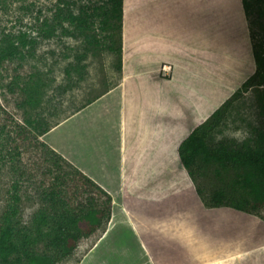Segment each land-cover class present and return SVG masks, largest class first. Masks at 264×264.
Instances as JSON below:
<instances>
[{
  "label": "crops",
  "instance_id": "0c3cea01",
  "mask_svg": "<svg viewBox=\"0 0 264 264\" xmlns=\"http://www.w3.org/2000/svg\"><path fill=\"white\" fill-rule=\"evenodd\" d=\"M224 1L228 22L232 6L240 9L239 16L234 13L243 18L241 45L232 29L223 35L228 41L216 34L222 32L217 25L223 19L216 17L215 0H122L118 81L39 137L109 195L110 217L96 246L108 240L110 231L118 242L119 231L129 233V245L111 247L132 245L131 264H264V218L204 206L177 153L188 134L230 96L233 84L254 71L241 0ZM220 40L231 47L222 50ZM218 44L223 53L216 50ZM241 57L251 67L231 80V69H241L236 63ZM126 111L134 114L130 123L124 121ZM126 124H131L128 133ZM241 230L246 240L239 243ZM224 240H230L224 242L227 248ZM169 247L176 257H168L172 250L161 252Z\"/></svg>",
  "mask_w": 264,
  "mask_h": 264
},
{
  "label": "rangeland",
  "instance_id": "374dc122",
  "mask_svg": "<svg viewBox=\"0 0 264 264\" xmlns=\"http://www.w3.org/2000/svg\"><path fill=\"white\" fill-rule=\"evenodd\" d=\"M224 2L215 0L216 17L223 19L217 26L226 36L228 24L233 25L228 29L233 27L236 31L232 29V34L235 31L234 36L238 35L242 39L239 41L244 42L243 18L241 15L239 20L237 18L240 9L236 12L232 6V19L228 22ZM66 4L75 14L82 10L89 14L92 24L85 35L65 22L59 24L54 20L57 9L66 7ZM111 6L109 0H0V45L10 41L18 47V52L0 66V216L7 205H11L14 193L20 196L18 218L22 223L28 224L42 210L43 189L50 186L55 173L59 174L56 166L61 167V173L67 169L38 146L34 136L78 111L118 81L121 31L114 20H107L106 13ZM254 20L253 17L246 20L248 39L250 30L252 43L264 55V30ZM236 23L237 27L234 26ZM49 27L55 28L50 36L44 32ZM19 35H25L24 47L19 43ZM242 58L240 62L237 60L241 67L245 66ZM237 69L239 67L231 69V79L244 73L241 71L245 69ZM236 85L233 84V92L227 98L232 100L223 119L210 134L211 145L225 142L239 147L253 140L255 128L261 120L258 97L264 88L254 86L244 90L242 83ZM237 90L239 94L233 95ZM15 123L25 128L26 140L17 136ZM47 169L54 174H48ZM238 173L216 164L201 165L195 172L193 183L203 204L220 189L227 193L233 190L239 197L242 191L238 186L233 188ZM252 215L264 218V206ZM102 229L80 240L70 255L58 264H117L118 261L119 264H131L129 257L136 251L132 245L128 248L111 247L119 243L129 245V233L119 231L118 242V237L114 238L110 231L108 240L96 246ZM125 234L127 237L124 238ZM114 251L118 260L112 255ZM167 251L171 250L161 252L167 254ZM167 255L174 256L175 252Z\"/></svg>",
  "mask_w": 264,
  "mask_h": 264
},
{
  "label": "trees",
  "instance_id": "16d2710c",
  "mask_svg": "<svg viewBox=\"0 0 264 264\" xmlns=\"http://www.w3.org/2000/svg\"><path fill=\"white\" fill-rule=\"evenodd\" d=\"M109 1L112 6L106 13L107 20H114L121 31L122 0ZM241 4L246 20L253 17L259 28L264 30V0H241ZM54 17L59 24L65 22L83 35L92 24L87 11L75 14L67 4L66 7L57 9ZM54 30V27H49L44 32L50 36ZM249 39L255 69L242 83L241 88L244 90L254 86L264 88V55L252 43L250 30ZM18 40L24 47L25 35H19ZM17 48L10 41L0 45V66L18 52ZM118 55L120 72L121 45ZM235 94H239V90L233 93ZM231 100H225L207 120L195 127L179 144L177 153L192 181L201 165L216 164L225 170L238 171L233 188L238 186L242 191L241 195L237 197L233 190L231 193L223 189L216 190L207 203L204 201V205L208 208L227 207L253 214L264 206V89L258 97L261 120L255 128L253 140L239 147L225 142L211 145L210 134L223 119ZM49 127L38 131L34 140L57 163H63L67 170L61 173V167L56 166L59 174L55 173L50 186L43 189L44 207L28 224L22 223L18 218L20 196L16 193L12 195L11 205H7L0 216V264H58L70 255L80 240L99 231L110 217L109 195L40 141L39 137ZM14 128L18 137L23 141L27 139L24 138L23 126L15 123ZM51 172V169H47L48 174H54ZM196 192L198 193L197 190ZM38 246L41 249H37Z\"/></svg>",
  "mask_w": 264,
  "mask_h": 264
},
{
  "label": "bare ground",
  "instance_id": "6f19581e",
  "mask_svg": "<svg viewBox=\"0 0 264 264\" xmlns=\"http://www.w3.org/2000/svg\"><path fill=\"white\" fill-rule=\"evenodd\" d=\"M225 9H226V8H225ZM180 14H182V13H180ZM181 16H182V15H181ZM182 20H184V18H182ZM219 21H223V20H220V19H219ZM182 23H184V22H182ZM237 25H238V24H237ZM223 26H224V25H223ZM230 26H233V25H229V24H228L227 30H228V28H229ZM234 26L237 27L236 24H234ZM224 27H226V26H224ZM222 28H223V27H222ZM231 29H234V28L232 27ZM234 30H235V29H234ZM223 31H225V29H223ZM235 31H236V30H235ZM235 31H234V34L236 33ZM240 31H241V30H239V32H240ZM225 32H226V31H225ZM216 34H217V33H216ZM236 34H237V33H236ZM220 35L223 36V35H224L223 32H221ZM230 35H231V34H230ZM226 36H227V35H226ZM228 36H229V34H228ZM231 36H232V35H231ZM223 37H224V36H223ZM221 38H222V37H221ZM228 38H230V37H228ZM231 38H232V37H231ZM231 38H230V39H231ZM222 39H225V37L222 38ZM230 39H229V40H230ZM183 40H184V39H183ZM225 40H227V39H225ZM225 40H224V41H225ZM231 40H232V39H231ZM239 40L242 41V39H240V38H239ZM239 40H236V42L239 41ZM181 41H182V40H181ZM220 41H221V42H219V43H222V42L224 43V44H221V46H222V45L224 46L223 49H222V50H224L225 47H226V46H225V42H226V41H225V42L222 41V40H220ZM227 41H228V40H227ZM231 43L233 44V42H231ZM243 43H244V42H243ZM241 44H242V42H240V45H241ZM240 45H239V47H240ZM219 46H220V44H218V48H219ZM221 46H220V48H221ZM228 46H229V48L231 47V45H228ZM228 46H227V47H228ZM234 46H235V45H234ZM227 47H226V48H227ZM218 48H216V50L219 51L220 48H219V49H218ZM240 48H241V47H240ZM240 48H239V49H240ZM242 48H243V46H242ZM220 51H221V50H220ZM228 51H229V52L232 51L231 54H233V50H232V49H231V51H230V49H227V52H228ZM243 51H244V50H243ZM221 53H223V52L221 51ZM236 53H238V50H237ZM225 54H226V53H225ZM231 54H230V55H231ZM234 54H235V53H234ZM218 55H220V54H218ZM226 55H227V54H226ZM221 56H222V55H221ZM218 58H219V56H218ZM221 58H223L222 60L226 59L225 56H224V57H221ZM221 58H219V59H221ZM235 58H237V57H235ZM228 59H230V58H227V60H228ZM239 60H241V59L239 58ZM218 61H219V60H217V62H218ZM229 61H232V59H231V60H228V62H229ZM242 61H243V60H242ZM220 62H221V61H220ZM220 62H219V63H220ZM223 62H224V61H223ZM223 62H222V63H223ZM225 62H226V61H225ZM225 62H224V63H225ZM245 62H246V60H245ZM224 63H223V64H224ZM236 63H237V61H236ZM250 63H251V62H250ZM232 64L235 65L234 63H232ZM240 64H241V63H240ZM242 64H243V63H242ZM242 64H241V65H242ZM225 65H228V66L230 65V66L233 67V65H231V64H226V63H225ZM237 65H239V64H237ZM244 65H245V66H243V67H246V69H249V68L251 67V66L249 65L250 67L248 68V65H247V64H244ZM246 65H247V66H246ZM230 66H229V67H230ZM243 67H241V68H242V69H245V68H243ZM236 68H238V67H236ZM232 69H233V68H232ZM234 69H235V68H234ZM246 69H245V70H246ZM228 70H229V69H228ZM238 70L241 71L240 69H237V71H238ZM245 70H242L241 72H244V73L246 72V73H247V71H245ZM250 70H251V69H250ZM242 75H243V74H242ZM227 78L229 79V77H227ZM231 80H232V79H231ZM234 82H237V81H234ZM136 91H137V89H136ZM134 94H135V92H134ZM132 104H133V103H132ZM130 105H131V103H130ZM134 105H135V104H134ZM132 109H133V108H132ZM134 109H135V111L133 110V111H134L133 113L135 114V113H136V108L134 107ZM137 110H138V108H137ZM129 111H131V110H129ZM126 112H127V113H126ZM126 112H125V114H123V115H124L123 117L125 118L124 121H125V123H128V122L130 123V121H129V116H130V119H131V118L134 116V114L131 113V115H133V116L131 117L130 112H129V113H128V111H126ZM126 114H128V118L125 117ZM137 114L139 115V113H137ZM139 116H140V115H139ZM142 118H143V116H142ZM142 118H141V121H142ZM143 121H144V120H143ZM197 122H198V121H197ZM194 124H195V123H194ZM128 126L130 127L131 124H128V125L126 124V125H124L125 128H126V127L128 128ZM125 128H124L123 130L127 131V133H128V131H130L129 128H128V130H126ZM189 128H190V127H189ZM189 128H188V129H189ZM189 130H190V129H189ZM125 131H124V132H125ZM125 133H126V132H125ZM118 142H119V141H118ZM223 210H224V209H223ZM226 211H227V210H226ZM226 211H225V212H226ZM227 212H228V211H227ZM234 212H235V211H234ZM221 213H222V212H221ZM235 213H236V212H235ZM235 213H234V214H235ZM231 214H232V212H231ZM231 214H230V215H231ZM230 215H229V216H230ZM237 215H238V214H237ZM237 215H236V216H237ZM236 216H235V218H232V219H235V223H238L239 219H238V221H237ZM240 216H241V215H240ZM240 216H237V217L240 218ZM250 218H251V217H250ZM255 218H256V217H255ZM224 219H225V218H224ZM226 219H227V217H226ZM241 219H242V218H241ZM252 219H253V218H252ZM248 220H249V219H248ZM255 220H256V219H255ZM110 221H111V220H110ZM233 221H234V220H233ZM236 221H237V222H236ZM230 222H231V220H230ZM241 222H242V221H241ZM244 222H246V221H244ZM250 222H252V221H250ZM232 224H233V223H232ZM244 224H246V223H244ZM239 226H240V225H239ZM254 226H255V224H254ZM250 227H251V226H250ZM250 227L246 228L245 230L249 229ZM252 230H253V229H252ZM252 230H249V231H247L246 233H248V232H252ZM241 232H242V235H240L239 237H236V238H241V241H239V243L242 242L243 240H244V241L246 240V239H243V238H242V236H245V234L243 233L242 230H241ZM161 233H163V232L161 231ZM243 234H244V235H243ZM106 235H107V234H106ZM202 236H204V235H202ZM236 238H235V239H236ZM235 239H234V240H235ZM205 240H206V238H205ZM230 240H233V238L230 239ZM230 240H227V241H230ZM236 240H237V239H236ZM249 240H250V239H249ZM207 241H208V240H207ZM209 241H211L212 244H215V242H216V241H212L211 239H210ZM218 241H219V240H218ZM227 241H225V240L222 241L223 246H224V242L226 243ZM174 242H175V241H174ZM176 242H177V241H176ZM202 242H203V241H202ZM195 243H196V242H195ZM217 243L220 245V242H217ZM229 243H230V242H229ZM231 243H232V242H231ZM244 243H246V242H244ZM192 244H193V243H192ZM198 244H199V242H198ZM204 244H205V242H204ZM222 244H221V245H222ZM235 244H237V246L239 245L237 242H236ZM182 245H184V244H182ZM190 245H191V244H190ZM190 245H189V246H190ZM195 245H197V244H195ZM215 246L218 247L217 245H215ZM230 246H232V245L230 244L229 247H230ZM180 247H181V245H180ZM180 247L177 246L176 249L179 250ZM224 247H225V246H224ZM238 247H239V246H238ZM238 247H237V248H238ZM241 247H242V246H241ZM142 248H143V247H142ZM174 248H175V247H174ZM225 248H227V247H225ZM168 249L170 250V247H169ZM209 249H210V248H209ZM171 250H172L171 252H174V251H173V248H172ZM224 250H225V249H224ZM203 251H204V250H203ZM142 252H143V251H142ZM144 252H145V251H144ZM175 252H177V251H175ZM180 252H181V251H180ZM188 252H189V251H188ZM168 253H169V252H168ZM185 253H186V252H185ZM190 253H191V252H190ZM195 253H196V252H195ZM198 253L201 254V251L198 252ZM220 253H221V252H220ZM138 254H139V252H138ZM177 254H178V253H177ZM226 254H227V253H226ZM228 254H229V253H228ZM179 255H181V254L179 253ZM188 255H189V254H188ZM190 255H191V254H190ZM193 255H194V254H193ZM172 256H173V255H172ZM172 256H170V258H171ZM173 257H176V256H173ZM178 257H179V256H178ZM193 257H194V256H193ZM104 259H105V258H104ZM191 259H192V258H191ZM205 259H206V258H205ZM189 260H190V259H189ZM161 264H162V263H161Z\"/></svg>",
  "mask_w": 264,
  "mask_h": 264
},
{
  "label": "built area",
  "instance_id": "2783aa9c",
  "mask_svg": "<svg viewBox=\"0 0 264 264\" xmlns=\"http://www.w3.org/2000/svg\"><path fill=\"white\" fill-rule=\"evenodd\" d=\"M164 74H167V71L163 68V71H162Z\"/></svg>",
  "mask_w": 264,
  "mask_h": 264
}]
</instances>
